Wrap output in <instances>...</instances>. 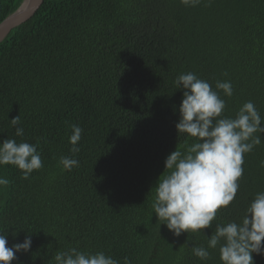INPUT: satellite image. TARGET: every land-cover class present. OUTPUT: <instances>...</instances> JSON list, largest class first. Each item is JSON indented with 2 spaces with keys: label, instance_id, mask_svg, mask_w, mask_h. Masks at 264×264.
Wrapping results in <instances>:
<instances>
[{
  "label": "trees",
  "instance_id": "obj_1",
  "mask_svg": "<svg viewBox=\"0 0 264 264\" xmlns=\"http://www.w3.org/2000/svg\"><path fill=\"white\" fill-rule=\"evenodd\" d=\"M22 1L0 0V22ZM186 72L213 90L232 83L231 97L220 91L225 116L251 101L264 118V0H44L0 42V142L37 145L43 163L27 180L0 167L11 182L0 190V232L9 247L32 241L12 264H54L74 246L119 264H221L218 248L201 260L191 247L207 248L215 223L239 222L264 191V134L212 226L174 236L154 214L152 189L166 157L194 142L175 127L183 92L174 80ZM73 124L83 129L75 154ZM62 156L79 166L64 170Z\"/></svg>",
  "mask_w": 264,
  "mask_h": 264
},
{
  "label": "clouds",
  "instance_id": "obj_2",
  "mask_svg": "<svg viewBox=\"0 0 264 264\" xmlns=\"http://www.w3.org/2000/svg\"><path fill=\"white\" fill-rule=\"evenodd\" d=\"M202 0H181L185 6L196 7ZM212 0H208L210 6ZM182 90L179 120L175 127L178 134L194 138L185 143L183 150L176 147L165 159V171L154 190L152 208L158 221H162L174 236L196 233L212 226L217 212L235 199L238 181L243 175L244 154L262 143L264 118L253 102H245L234 117L225 116L226 97L233 95L230 81H217L213 90L210 83L194 72L181 73L174 80ZM15 136L23 138L24 129L20 116L10 120ZM69 143L72 153H79L77 146L83 129L73 124ZM64 170L71 171L79 161L70 156L59 160ZM14 166L22 172V179H29L33 171L43 167L37 145L16 139L0 142V167ZM264 166V162H261ZM0 177V190L10 185ZM215 231L207 238V248L192 246L193 255L208 260V249H219L221 264H255L253 254L264 255V191L257 192L246 207L239 222L215 223ZM31 238L23 243L7 246V235L0 232V264H12L17 253H27ZM182 247H187L185 244ZM54 264H119L103 251H82L78 246L58 250L52 258ZM124 264H131L125 258Z\"/></svg>",
  "mask_w": 264,
  "mask_h": 264
},
{
  "label": "water",
  "instance_id": "obj_3",
  "mask_svg": "<svg viewBox=\"0 0 264 264\" xmlns=\"http://www.w3.org/2000/svg\"><path fill=\"white\" fill-rule=\"evenodd\" d=\"M44 0H23L19 8L0 22V42L16 27L30 19Z\"/></svg>",
  "mask_w": 264,
  "mask_h": 264
}]
</instances>
